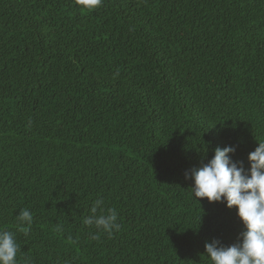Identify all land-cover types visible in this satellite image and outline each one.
I'll return each instance as SVG.
<instances>
[{"label":"trees","instance_id":"trees-1","mask_svg":"<svg viewBox=\"0 0 264 264\" xmlns=\"http://www.w3.org/2000/svg\"><path fill=\"white\" fill-rule=\"evenodd\" d=\"M258 141L264 0H0V229L18 264H212L205 244L244 226L186 173L226 146L247 169ZM97 199L119 231L83 223Z\"/></svg>","mask_w":264,"mask_h":264},{"label":"clouds","instance_id":"clouds-1","mask_svg":"<svg viewBox=\"0 0 264 264\" xmlns=\"http://www.w3.org/2000/svg\"><path fill=\"white\" fill-rule=\"evenodd\" d=\"M75 2L85 9H94L102 0ZM235 151L233 146L217 147L214 156L199 169L186 173V178L194 181L190 189L196 199L206 197L209 202L224 203L229 209L235 207L244 226L238 242L230 246L216 239L205 244L212 264H264V142L258 141V147L249 153L250 167L247 169L242 161L232 160ZM103 204V199L95 200L91 207L92 215L86 217L83 223L111 235L121 228L117 222L118 213L115 208H108L105 212ZM17 221L18 231L27 234L33 216L28 209H22ZM91 238L99 239V236L92 235ZM18 251L15 234L0 229V264H18ZM25 264L31 262L26 261Z\"/></svg>","mask_w":264,"mask_h":264}]
</instances>
